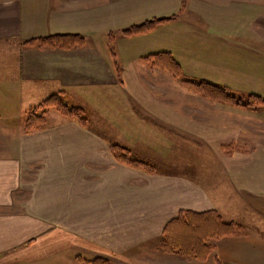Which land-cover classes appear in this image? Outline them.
<instances>
[{
	"label": "crops",
	"instance_id": "1",
	"mask_svg": "<svg viewBox=\"0 0 264 264\" xmlns=\"http://www.w3.org/2000/svg\"><path fill=\"white\" fill-rule=\"evenodd\" d=\"M98 2L0 0V264H264V188L254 186L264 180V158L229 156L234 145V152H264V108L163 83L166 69L145 58L168 53L181 64L161 49L162 25L124 36L134 45L118 50L103 33L96 36ZM188 10L204 22L208 40H226L232 51L214 64L230 73V83L187 75L238 98L264 100V0H202ZM66 34L83 36L84 46L25 44ZM55 95L80 109L87 125L51 109L42 128L26 132L27 111ZM112 145L151 161L158 172L118 162ZM183 149L220 153L224 180L209 169L201 176ZM249 193L260 196L256 208L247 204ZM221 200L224 213L217 210ZM211 210L247 233L212 241L204 260L161 250L164 228L180 211Z\"/></svg>",
	"mask_w": 264,
	"mask_h": 264
},
{
	"label": "rangeland",
	"instance_id": "2",
	"mask_svg": "<svg viewBox=\"0 0 264 264\" xmlns=\"http://www.w3.org/2000/svg\"><path fill=\"white\" fill-rule=\"evenodd\" d=\"M100 1L101 2L96 3V5L94 6L92 5L93 8H95V10L97 11V15L94 19V21L98 23V28H96V32H97L96 36L101 37V35L99 34L103 33V40L105 39L106 41V39H108V41L112 45L111 47L117 48L118 50L124 49L130 51L129 47L134 45V42H132L134 40H127L126 38H123L124 37L122 33L123 30L128 29L134 25H139L145 22H149L151 20H157L167 17H175L176 20L160 24L159 26L161 25L162 26L160 27L161 29L158 31V34L162 39L161 49H164V51L165 50L171 51L174 54V57L177 58V61L181 64L182 76L192 79L191 76L189 77L187 75L189 74V75H193L195 78L197 77L199 79H205L212 83L220 82L222 79H226L230 83V73L223 72L219 70L217 65H214L215 63L218 64L219 59L221 61H225L226 59H229V51L230 52L232 51L231 47L229 46V43L226 40H219V39L208 40L207 31H206L207 27L205 26L204 22H200L199 20L194 21L192 19V14H189L187 12L189 11L188 7H192L193 4H198L199 1L201 2L202 0H100ZM211 27H212L211 31L218 34V28H214L216 27L215 25H212ZM207 43L209 45H207ZM140 46H144V45H140ZM197 50L202 52V54L198 56ZM237 65H240V63L237 62L236 66ZM167 73H168L167 78L161 76L162 81L165 80L163 83H183L180 79L175 78L172 75V73L168 71ZM183 84L188 87V85H186L185 83ZM230 85L232 87L235 86L236 88L243 91H248L251 90L250 87L252 88L255 87L250 85V83H231ZM258 89H260V87ZM195 90L198 91L197 89ZM260 90H264V89H260ZM231 91L233 90L231 89ZM231 94L234 97H236V99L238 100L240 99V101H242V103L244 104H247L249 102L248 97L238 98L239 95L237 93H236L237 96L234 95L233 93ZM252 102L255 104L256 100L253 99ZM38 105L40 104L31 107L29 110L37 107ZM263 108L264 107L253 109L247 107L248 110H252V111H259ZM86 117L88 118L89 116ZM115 138L119 140L121 139L123 140L124 136L121 133L117 132ZM130 138H132V135H130ZM238 147L239 146L237 145H234L232 147L233 151L232 154L229 156L232 157L233 159L239 157L241 159L253 160L256 158H261L260 155H262V158H264V152L256 153L255 151L252 152L250 150H246L245 152V151H241L242 148L240 152H234ZM247 148L248 149L250 148L249 144L247 145ZM175 153L178 154L179 151H175ZM182 154L188 155L187 157L189 158L191 157V160H193V162L196 163V166L198 167L197 170L199 171V174L201 176L205 177L207 175V170L209 169L214 171V173H216L217 178H221L222 180H224V178L222 177L223 169L220 164V159L218 157L219 155H221L220 153L218 152L206 153L205 150H201L200 152H195L194 150H192L191 152H187V149H183ZM263 181L264 180H262L258 184H255L254 186L256 187L262 185V188H264ZM222 185L223 184L220 185L217 184V186L219 187H222ZM224 188H225V181H224ZM224 188L222 192L223 198H224ZM254 195H251L253 198L250 199L246 198L248 206L252 208H256L257 207L256 203H258V201L261 200V199L257 200V198L260 196H257L256 194ZM261 203L264 204V200H262ZM217 210H219L222 213L225 212L224 201L221 200L219 201V203H217ZM238 233L230 236H234V237L236 236L238 238L240 237L239 235L241 234L243 235V233L244 234L247 233V230L245 229L241 234ZM236 241H239V239H236ZM220 244L221 241L220 242L217 241V250H215L216 251L215 255L222 258L223 256L222 252H224V248L222 251V246ZM235 248H236L235 250L237 251L236 252L237 255H240L239 245L238 247ZM212 255L214 256V253Z\"/></svg>",
	"mask_w": 264,
	"mask_h": 264
},
{
	"label": "trees",
	"instance_id": "3",
	"mask_svg": "<svg viewBox=\"0 0 264 264\" xmlns=\"http://www.w3.org/2000/svg\"><path fill=\"white\" fill-rule=\"evenodd\" d=\"M175 17L161 18L151 20L139 25H134L122 31L124 36L130 37L148 33L157 28L160 24L171 22ZM26 45L51 48H75L85 44V38L81 35L66 34L53 35L43 38L27 41ZM147 61H153L159 64L175 78L180 79L186 85L197 89L204 96L213 100L241 106L245 108L257 109L264 107V100L261 96L250 95L247 104L236 99L227 89L208 82H198L182 76L181 67L175 59L168 53L153 54L145 58ZM120 72V70H118ZM256 100L254 104L252 100ZM51 109L69 118H76L83 125H87V120L83 117L82 111L78 108L69 107L60 95H55L42 102L37 107L31 109L25 119V131L32 132L42 128L46 123V115ZM112 152L115 159L125 165L142 169L148 173H157L158 167L146 159L137 157L130 150L119 145H112ZM244 228L237 223L225 221L220 213L211 210L202 213L193 211H180L178 216L171 220L164 228L163 235L160 238V248L168 254H176L184 257H193L196 259H206L213 250L212 241L221 238L241 234ZM100 264H106L101 261ZM96 264V263H93Z\"/></svg>",
	"mask_w": 264,
	"mask_h": 264
}]
</instances>
